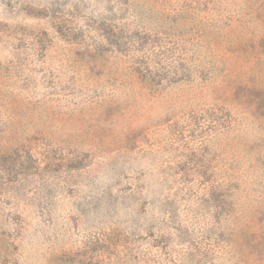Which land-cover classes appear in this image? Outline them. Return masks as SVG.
<instances>
[{
  "label": "rangeland",
  "instance_id": "rangeland-1",
  "mask_svg": "<svg viewBox=\"0 0 264 264\" xmlns=\"http://www.w3.org/2000/svg\"><path fill=\"white\" fill-rule=\"evenodd\" d=\"M0 264H264V0H0Z\"/></svg>",
  "mask_w": 264,
  "mask_h": 264
},
{
  "label": "trees",
  "instance_id": "trees-1",
  "mask_svg": "<svg viewBox=\"0 0 264 264\" xmlns=\"http://www.w3.org/2000/svg\"><path fill=\"white\" fill-rule=\"evenodd\" d=\"M137 70H138V73H139V76L142 80V82L145 84V85H148L149 87L150 86H155V84L157 83H154V75H151L149 71V68H147V66H140V67H136ZM163 67H160V69H162ZM156 70V68H155ZM159 84V83H158Z\"/></svg>",
  "mask_w": 264,
  "mask_h": 264
}]
</instances>
